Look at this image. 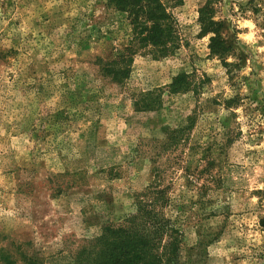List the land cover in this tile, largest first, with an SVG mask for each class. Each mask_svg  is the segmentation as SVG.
I'll list each match as a JSON object with an SVG mask.
<instances>
[{
    "label": "rangeland",
    "instance_id": "1",
    "mask_svg": "<svg viewBox=\"0 0 264 264\" xmlns=\"http://www.w3.org/2000/svg\"><path fill=\"white\" fill-rule=\"evenodd\" d=\"M161 1L153 57L142 0H0V251L18 263L73 264L156 183L178 264H264V0ZM207 2L228 66L200 33ZM127 48L117 84L100 61ZM145 94L162 103L137 111Z\"/></svg>",
    "mask_w": 264,
    "mask_h": 264
},
{
    "label": "trees",
    "instance_id": "2",
    "mask_svg": "<svg viewBox=\"0 0 264 264\" xmlns=\"http://www.w3.org/2000/svg\"><path fill=\"white\" fill-rule=\"evenodd\" d=\"M142 13L146 20L151 22L148 27L141 26L139 33L147 32L145 40L153 48L151 54L165 56L167 48L160 42L158 33L167 28L162 23L168 20L161 0H142ZM211 5L209 2L199 11L200 33L212 35L209 38L210 56L218 57L225 66V56L229 47L225 45L218 32L219 24L214 23L210 17ZM165 35H163L164 37ZM130 49H124L123 53L109 62L100 61V72L109 77L112 82L120 84L129 74ZM189 76L179 74L173 78L167 86L169 94L184 93L190 90ZM162 100L152 99L150 94H145L135 102L137 111H147L158 107ZM156 104L158 106H156ZM185 127L168 130L167 136L171 143H177L178 139L187 133L192 125V120ZM164 190L156 183L147 187L145 192L135 195L136 216H130L125 226L117 228L107 226L105 231L89 248L80 250L74 257L73 264H178L177 256L180 248V234L174 222L166 219L163 208L167 203ZM20 263L1 249L0 263L2 264H36V257L20 254Z\"/></svg>",
    "mask_w": 264,
    "mask_h": 264
},
{
    "label": "clouds",
    "instance_id": "3",
    "mask_svg": "<svg viewBox=\"0 0 264 264\" xmlns=\"http://www.w3.org/2000/svg\"><path fill=\"white\" fill-rule=\"evenodd\" d=\"M248 27L251 28L252 25L251 24H248ZM243 38L246 39V40H251L252 39V36L251 35H248V36H245Z\"/></svg>",
    "mask_w": 264,
    "mask_h": 264
}]
</instances>
